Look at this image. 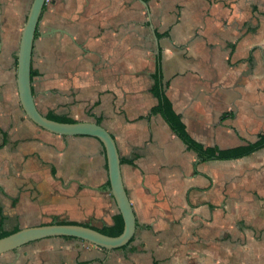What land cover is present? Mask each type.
<instances>
[{
  "label": "crops",
  "instance_id": "crops-1",
  "mask_svg": "<svg viewBox=\"0 0 264 264\" xmlns=\"http://www.w3.org/2000/svg\"><path fill=\"white\" fill-rule=\"evenodd\" d=\"M31 1L0 0L3 228L73 203L75 212L84 197L104 220L93 225H110L118 209L100 141L44 129L21 106L17 51ZM144 1L46 0L30 59L42 113L98 116L113 135L133 236L114 248L45 236L1 252L0 264H264V145L202 159L151 112L160 52L163 91L192 138L229 148L264 132V0Z\"/></svg>",
  "mask_w": 264,
  "mask_h": 264
},
{
  "label": "water",
  "instance_id": "water-1",
  "mask_svg": "<svg viewBox=\"0 0 264 264\" xmlns=\"http://www.w3.org/2000/svg\"><path fill=\"white\" fill-rule=\"evenodd\" d=\"M46 0H32L26 13L17 51L16 83L18 97L26 115L40 127L63 135H92L103 149L107 165L109 187L121 214L123 225L117 234L105 233L82 222H43L19 227L0 236V253L14 249L28 241L51 235H70L105 248L125 245L134 234L136 218L124 187L120 168V156L113 135L101 122L92 119L63 121L50 118L35 105L30 80V59L37 22ZM146 6V2L141 0Z\"/></svg>",
  "mask_w": 264,
  "mask_h": 264
},
{
  "label": "trees",
  "instance_id": "trees-1",
  "mask_svg": "<svg viewBox=\"0 0 264 264\" xmlns=\"http://www.w3.org/2000/svg\"><path fill=\"white\" fill-rule=\"evenodd\" d=\"M159 68H160V52L156 54V70L154 72V83L151 86V90L154 94H156L158 98L157 104L153 105L151 107V112H159L163 118L166 120V122L170 125V127L174 130V132L182 139V141L186 144V146L190 149H193L200 153L202 159H208V158H232L237 157L246 153L251 152L252 150L259 148L260 146L264 145V132L260 133L258 137L254 141H249L246 144L237 145L234 147L229 148H218V147H211L206 146L204 147L201 143L196 141L194 138L190 136V134L186 131L184 123L180 119V115L176 113L170 104V101L168 97L165 95L161 81H160V75H159ZM46 116L57 119V120H63V121H73L74 118L65 117V116H58V115H52V114H46ZM96 122H101V118L96 116L95 117ZM109 185V180L107 181ZM3 218L4 215L1 212L0 207V236L5 235L13 230L18 229V226L13 227L12 229H5L3 228ZM57 222H64V221H72L73 220H52ZM50 221V222H52ZM86 225H91L88 222H82ZM123 225V220L121 217V214L119 212L115 213L113 215V223L110 225H103L101 227H96L94 225H91L105 233L109 234H117L121 231Z\"/></svg>",
  "mask_w": 264,
  "mask_h": 264
},
{
  "label": "rangeland",
  "instance_id": "rangeland-1",
  "mask_svg": "<svg viewBox=\"0 0 264 264\" xmlns=\"http://www.w3.org/2000/svg\"><path fill=\"white\" fill-rule=\"evenodd\" d=\"M86 191H84V196L86 195ZM85 198L86 197H84L83 198V202L82 203H79V206H78V208H77V210L74 212H69V210L70 209H76L75 207L76 206H74V203L72 204V205H68V206H70V207H68L67 206V208H68V210H66V212L64 213V212H59V213H56L55 215L54 214H52L49 218H48V220L49 221H45V222H50V221H52V220H54V218H55V220H61V219H64V220H73V219H75V220H77L76 222H88L89 224H91V225H93V224H97V225H101V223L104 221V220H102L101 222H100V220L97 218V216H96V214L94 213V214H90V212H89V208H87V210H86V205H88V204H90V202L89 201H87V200H85ZM100 200H102V197H101V199ZM73 201V200H72ZM84 203V204H83ZM81 204H83L82 206H81ZM86 204V205H85ZM101 218V217H100ZM74 221V220H73ZM18 224H22V223H19V222H17ZM14 224V220L13 219H10L9 221H7L4 225H5V227L6 228H8V229H10V228H12L13 225ZM29 244H27V245H21V246H24V247H26V246H28Z\"/></svg>",
  "mask_w": 264,
  "mask_h": 264
}]
</instances>
